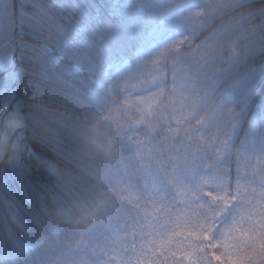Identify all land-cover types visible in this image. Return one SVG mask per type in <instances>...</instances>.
I'll use <instances>...</instances> for the list:
<instances>
[{
    "label": "snow or ice",
    "instance_id": "1",
    "mask_svg": "<svg viewBox=\"0 0 264 264\" xmlns=\"http://www.w3.org/2000/svg\"><path fill=\"white\" fill-rule=\"evenodd\" d=\"M239 7L248 9L250 31L261 30L264 39V0L259 4H240ZM193 15L200 17L204 13ZM3 21L10 26V38L0 44V96L6 95V81L10 79L15 83L27 76L26 69L17 73L11 67L17 59L18 48L28 63L39 70L35 79H25L27 87L45 91L48 85H54L56 91L72 95L71 80L81 71L84 57L74 48L70 49L68 42L84 34L88 25L78 23L70 29L46 0H0V22ZM17 26L19 39H16ZM230 30V25L222 26L211 39L220 44ZM185 43L186 39H181L162 47L150 61L155 71L146 75L142 73L141 79L131 85L152 84L154 90L146 96L133 99L124 95L117 100L108 78L106 91L113 95L114 103L107 115L99 116L97 124L100 121L107 122L108 126L118 124L121 131L115 139L105 142L97 138L94 127L91 143L115 162V166L125 165L119 152L121 133L129 120L136 126L143 125L150 140L157 134L159 119L147 120L144 112L151 105L162 102L165 93L162 84L168 75L163 65L170 57L180 56ZM228 48L233 57L239 56L231 43ZM215 50L214 44L207 40L197 45L191 54H208ZM247 51L250 54L255 49L249 45ZM60 59L66 61L62 70H58ZM97 82L101 83L99 79ZM116 87L124 91L129 87V80L118 82ZM6 103H12V99H6ZM132 109L141 113L139 119L131 116ZM225 111L227 119L223 136L216 132L206 139L200 133V142L206 144L211 156L205 153L201 158L192 153L190 159L187 154L181 155L179 149L173 153V136L167 152L163 143L156 145L155 150L149 148L147 159L142 155L144 144L137 143L140 167L131 174L125 167L124 174L135 177L138 183L113 179L112 170L94 173L100 187L88 204L74 203L79 215L73 218L71 209H60L64 219H74L81 227L71 233L74 237L72 245L64 249L53 264H264V152L253 157L234 150L231 139L239 123V113L232 109L224 110L218 106L210 115L201 118L199 109L194 106L185 114V123L196 119L201 127L218 128ZM17 117V113L8 117L12 128L21 126ZM195 131L200 132V128ZM247 134L253 145L258 139L264 145V132L257 137L255 130L250 129ZM36 156L39 158V150ZM233 159L236 165L234 176ZM128 160L132 161L133 157L129 156ZM40 162L53 175H60L48 161L41 159ZM129 210H135V216ZM13 218L16 219L15 214ZM130 218L132 226L121 236L119 225L122 221L129 222ZM100 230L107 237L103 247L92 245L85 238L86 234ZM54 244L58 245L59 241L50 242L47 247L50 249ZM15 251L18 256L24 255L25 244L17 241ZM20 264L34 262L25 255Z\"/></svg>",
    "mask_w": 264,
    "mask_h": 264
},
{
    "label": "trees",
    "instance_id": "2",
    "mask_svg": "<svg viewBox=\"0 0 264 264\" xmlns=\"http://www.w3.org/2000/svg\"><path fill=\"white\" fill-rule=\"evenodd\" d=\"M110 1L111 0H46V3L54 9L58 17L68 24L70 29H74L78 23L88 25L87 31L84 34L68 42V46L71 44V48L69 47L70 49L74 48L84 57L82 69L72 78V84L75 80L86 79L89 72L110 59L128 57L131 62H134L132 51L137 43L136 36L144 32L150 23L158 21V19L163 16V13L169 9L168 6H170L169 4L173 0H153L148 4V8L143 11H139V9L136 8L131 10L130 13H121L119 16L109 13ZM251 2H253V0H248L239 4H228L224 9L220 10V13L216 14L214 18H210V24H206L207 31L210 33L211 38L222 26H231V30L227 37L221 41L220 44H215L211 39L216 48L215 51H220L221 55L225 57L223 63L219 64L217 62L215 66L219 65L225 72L229 71L232 74L230 81L237 80L241 85L242 93L236 90L234 92L231 89L227 92L223 91L225 79L222 75L217 76L214 82L207 81L203 85L205 89H208V92H214V95L217 94L215 95L217 97H219V94L221 96L223 92L221 98L223 101L229 102L227 100L228 93H234L236 95L235 100L237 101L234 103V109L236 111H238V108L242 109L243 117L240 120L239 133L232 142V147L234 149L236 144L245 138V135L249 137L247 133L250 129H254L256 134L258 133L257 137L264 132V61L261 60V56H264V39L261 37V30H257L255 33L250 31L248 27V9H241L239 7L240 4L246 5ZM132 7L134 8V5H132ZM146 10H148L147 13H143ZM86 14H89L91 18L89 21L85 19ZM149 16L152 17L149 18ZM9 28L10 26L7 21L0 22V44L10 38ZM19 31V27L17 26L16 39H19ZM132 32H136L135 37ZM13 43H15V40H13ZM230 43L240 53L239 56L233 57L230 54L228 48ZM221 45H223V47H221ZM249 45L252 49H255V51L250 54L247 51ZM37 47H39V42H37ZM218 59L221 60L220 58H217V60ZM58 63L60 66L58 70H62L66 61L60 59ZM11 67L17 73H20L22 68L26 69L27 76L17 79L15 83H12L10 79L5 82L7 91L5 96H0V112L2 114L11 112L18 114L17 118L21 121V137L19 139V145L21 146L25 123L18 107L14 106L16 105L18 91L22 82H24L25 79H35V75L39 70L28 63L26 57L21 54L19 48L17 49L15 64L13 63ZM218 81L220 82L219 84L217 83ZM48 86L55 88L54 85ZM213 86H215V89H212ZM71 96H75L73 99L76 101L82 100L74 91ZM6 99H12V103H6ZM230 101L233 102V99ZM84 102L88 103L87 101ZM244 102V107H246V109L242 106ZM104 105L106 108L108 107V104ZM39 107L53 129L65 131L69 135H72L78 144L81 145V148L71 157L73 163L76 165L77 171L72 172L64 168L55 167L60 173L59 176H55L62 192L72 196L71 204H65L61 196L55 201V206L59 211L62 208L65 210L71 209V214L74 218L77 211V209L73 207L74 202L79 199H84V197L80 195V190L77 186L78 184L84 185L79 180V177L86 176L87 179L90 178L84 172H87L89 176L93 175L91 169H87L86 167L83 169L79 168L81 165L79 152L83 154L86 150L88 153L96 154L99 159H101V155L102 157L104 155L91 143V137L93 135L92 129L95 127L97 138L105 142L108 138H111L110 129L113 132H120L121 129L118 124L108 126V123L104 121H100L98 125L97 121L100 115H93V122L85 125L71 120L59 109L51 105L43 104L39 105ZM105 112L106 109L102 108L98 110L96 114L105 115ZM97 127L100 128L99 135L96 130ZM122 144L123 142L121 143V147H123ZM239 148L253 157L260 152H264V145L259 142V139L255 145L251 142H247ZM8 149L9 145L7 143L4 150H0V152L7 153ZM86 158L88 162L92 159L89 157ZM233 165L234 162L232 160V169ZM232 174L234 176V169ZM39 180V176H33L31 183H29L16 174L0 175V264H20L25 255L30 256L34 264H53L55 259L62 255V251L70 247L73 243L74 237L71 233L69 236L70 240L62 231L50 230L36 235L31 224L27 227L22 226L21 228V222L27 218L28 208L31 204V197L34 192L32 185L36 184ZM92 188L91 191L94 192L95 188ZM14 214L16 219L13 218ZM66 221L72 222L69 220ZM6 226L12 228V233L8 234L7 237L5 235ZM120 229V235L123 236V234L127 232L126 226H120ZM87 237H89V234H87L86 238ZM16 241H21L25 244L24 255H17L15 251ZM55 241H59V244H54V246L49 249L47 245ZM88 241L92 245L99 247H103L106 242V240H103L102 236L95 238V240L88 239ZM33 248L37 252H35Z\"/></svg>",
    "mask_w": 264,
    "mask_h": 264
},
{
    "label": "rangeland",
    "instance_id": "3",
    "mask_svg": "<svg viewBox=\"0 0 264 264\" xmlns=\"http://www.w3.org/2000/svg\"><path fill=\"white\" fill-rule=\"evenodd\" d=\"M150 1L153 0H111L109 13L119 16L121 13H130L131 10L136 8L139 9V11H143L148 8ZM246 1L248 0H173L169 4L170 6H168L169 9L163 13V16L160 17L158 21L150 23L144 32L137 36L136 32H132L134 33V37L136 36L137 38V43L132 51L134 62H131L128 57L113 58L99 65V67L87 74L86 79L91 77L94 81L91 85L89 98L87 99L89 108L95 113L105 108V115H107L108 109L114 103L113 95L118 100L124 95H128L135 99L137 96H146L150 94V92L154 90L150 83H144L139 87H132L131 85L141 79L142 73L146 75L148 72L155 71V69L151 68L150 61L162 47L184 39L185 37L193 35L199 36L202 32L208 33L209 43H212L210 33L206 28V24L211 23L210 18H214L215 15L220 13V10L224 9L228 4H239ZM132 5H134V8ZM147 11L148 10L143 13L146 14ZM196 12H203L204 15L195 17L193 14ZM150 17L152 16H149V18ZM85 19L86 21L91 19L89 14H86ZM69 47L71 48V44H69ZM195 48L196 45L191 46L189 54L179 59H176L175 56L170 57L169 61L163 65L168 75L162 84L165 88L162 102L151 105L150 108L144 112V117L147 120L159 119L160 127L153 139L150 140L149 137L145 135L143 125L136 126L129 120L124 126V130L121 133L123 147H120L119 154L125 160V165H116L111 169L113 179L122 178L125 183L129 182V180L133 183H138L135 177L124 174L125 167H127L128 173L130 174L134 173L136 169L140 167V157L136 155L138 142L144 144L142 155L145 159L148 157L149 148L155 150V146L162 143L164 144L165 152H167L172 144L173 136L175 137V148L172 150L173 153L176 149H179L181 155L187 154L190 159L192 153H197L198 156L202 158L203 155L207 153V148L206 144H201L200 142V133H203L206 139H210L216 132H219V134L223 136L225 134L224 121L227 119V113L225 111V116L221 118L218 128L214 127L208 129L201 127L196 119H192L189 123H185V114L189 113L194 106L199 109L201 118L205 115H210L218 106L222 107L224 110L232 109L233 112L239 113V123L235 132L232 134L231 144L236 135H238L243 112L240 108H238V111L234 109V103L237 101L235 100L236 95L234 93H228L227 100L229 102L223 101L221 99L223 92L221 96L219 94V97H217L215 96L217 94L214 95V92H208V89H205L203 84L207 81L214 82L217 76L222 75L225 79L223 91L227 92L231 89L234 92L236 90L242 93L241 85L237 80L230 81L232 74L229 71L225 72L219 65L215 66L217 62L220 64L225 61V57L221 55L220 51H214L208 54L197 53L193 55L191 53ZM217 58L221 60H217ZM101 73H103V76L100 75ZM108 78L111 79L113 85V95H109L106 91V82ZM98 79L101 83L97 82ZM125 79L129 80V87L121 91L116 87V84ZM212 89H215V86H213ZM231 99H233V102L230 101ZM104 104H108V107L106 108ZM242 106H245V102ZM244 108L246 109V107ZM12 113L13 112L2 114L0 112V150H4L5 145L8 143L9 149L7 154L9 156L17 154L21 147L19 145L21 127L12 128L9 124L8 117ZM131 116L134 119H139L141 113L132 109ZM118 126L120 127V125ZM178 128L180 129L179 132L176 131ZM197 128H200V132L195 131ZM96 130L99 135L100 128L97 127ZM165 138H167V140H165ZM245 138L236 144L234 150L244 152L239 147L244 145V143L251 142L250 137H246L245 135ZM79 155L81 158V165L79 168L83 169L86 167L87 169H91L93 174L89 176L87 172H84L90 178L87 179L86 176H83L79 177V180L84 185H90L91 189L94 187L95 191L92 192V195H94L97 189L92 178L95 177L94 173L101 172V170L95 166L94 162L99 157L94 153H88L86 150L83 154L79 152ZM207 155L211 156V153H207ZM85 156L92 158L91 161L88 162ZM129 156L133 157L132 161L128 160ZM101 159L107 163H111L110 159L105 156L102 157L101 155ZM233 162L235 175L236 165L234 159ZM225 163H227V160ZM89 201L88 197H84L83 200L79 199L74 203L83 202L88 204ZM129 211L132 212V216H135V210ZM78 215L79 212L77 210L74 218ZM120 226H126V230L129 231L132 226L131 218L127 223L122 221L118 231L121 230ZM64 235L70 239V233L64 232ZM99 236H102L104 241L107 239L103 230L89 233V237L85 238L86 240H95V238ZM34 251L37 252L35 249Z\"/></svg>",
    "mask_w": 264,
    "mask_h": 264
},
{
    "label": "clouds",
    "instance_id": "4",
    "mask_svg": "<svg viewBox=\"0 0 264 264\" xmlns=\"http://www.w3.org/2000/svg\"><path fill=\"white\" fill-rule=\"evenodd\" d=\"M261 2L262 0H253L249 4H259ZM208 38L207 32H202L199 36L185 37L186 43L182 48V54L178 57L175 56L176 59L188 55L191 46L200 45ZM261 60L264 61V56H261ZM93 82L91 77L73 82L72 89L82 98L81 101H76L71 95L56 91L51 86H48L45 91H40L29 88L25 85V82H22L19 88L18 99L14 107H18L24 118V134L17 154L9 156L7 153L0 152V175L16 174L29 183H31L33 176L40 177V180L32 185L34 192L28 208V215L21 222L23 227L31 224L36 235L50 230L72 233L81 227L74 220L67 222L60 215V211L55 206V201L62 196L65 204H71L72 196L62 192L56 176L51 174L48 168L40 162L43 159L56 168H64L75 172L77 168L71 157L81 148V145L65 131L53 129L39 105H51L73 121L85 125L91 124L93 115H102L93 113L88 103L84 102L89 98ZM118 133V131L113 132L110 129L111 138L115 139ZM37 150H39V158L36 156ZM94 163L103 173H107L115 167V162L107 163L99 158ZM92 180L96 189H98L100 184L96 177H93ZM77 186L80 195L88 197L90 200L92 197L91 186L87 184H78ZM10 233H12V228L6 226V237Z\"/></svg>",
    "mask_w": 264,
    "mask_h": 264
}]
</instances>
